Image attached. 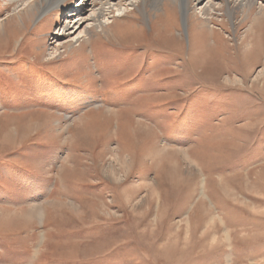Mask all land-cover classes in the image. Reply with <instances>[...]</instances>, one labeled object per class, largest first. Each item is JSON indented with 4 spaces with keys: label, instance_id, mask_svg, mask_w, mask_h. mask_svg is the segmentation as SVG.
I'll return each instance as SVG.
<instances>
[{
    "label": "rangeland",
    "instance_id": "rangeland-1",
    "mask_svg": "<svg viewBox=\"0 0 264 264\" xmlns=\"http://www.w3.org/2000/svg\"><path fill=\"white\" fill-rule=\"evenodd\" d=\"M82 1L0 0V264H264V0Z\"/></svg>",
    "mask_w": 264,
    "mask_h": 264
},
{
    "label": "bare ground",
    "instance_id": "bare-ground-1",
    "mask_svg": "<svg viewBox=\"0 0 264 264\" xmlns=\"http://www.w3.org/2000/svg\"><path fill=\"white\" fill-rule=\"evenodd\" d=\"M25 5L28 3V0H16ZM63 0H53L54 3H60ZM226 1V0H225ZM138 0H83L82 3H78L75 7L69 12L66 18V22L60 28L62 35L73 38V41L79 42L80 39L87 36L89 33L88 30L90 27L102 28L103 26L110 24V18L118 17L123 18L126 15V12L134 6ZM198 4H202L205 0H196ZM229 11L232 12V5L237 8L246 9L251 6L257 5L256 0H232L228 1ZM189 9H187L188 11ZM217 6L214 5L213 0H209L205 6L200 7L198 11V16H200L206 23H210L213 26H219L214 21L215 12L217 11ZM113 12H116V15H113ZM115 14V13H114ZM127 17V16H126ZM221 26V25H220ZM166 30V29H165ZM216 31H213L212 34H215ZM192 40L196 42H203L201 44L196 43L192 51H194L191 59L194 60L196 67H202L207 64L211 69L206 72V74L215 76L217 72L216 67L209 65L208 61H205L203 58L205 55H208L211 59L216 57L217 52L213 49V46L208 44V36L204 33L195 32V36L192 37ZM176 42V41H175ZM219 46V45H218ZM227 48V47H225ZM221 53V52H220ZM208 56L206 59L208 60ZM221 68V66H220ZM208 70V68H207ZM141 133V132H140Z\"/></svg>",
    "mask_w": 264,
    "mask_h": 264
}]
</instances>
